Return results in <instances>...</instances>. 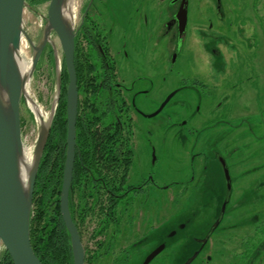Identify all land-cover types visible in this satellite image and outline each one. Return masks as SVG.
I'll list each match as a JSON object with an SVG mask.
<instances>
[{"label": "flooded vegetation", "instance_id": "flooded-vegetation-1", "mask_svg": "<svg viewBox=\"0 0 264 264\" xmlns=\"http://www.w3.org/2000/svg\"><path fill=\"white\" fill-rule=\"evenodd\" d=\"M26 2L35 10L47 4L49 9L50 4V0ZM184 9L186 24L181 26L179 17ZM251 9L264 13V0H76L72 34L78 117L69 210L83 244L85 264H145L159 248L160 253L148 264H171L165 253L170 251V240L177 231H171L170 210L175 200L170 192L202 194L203 200L194 202L201 209L206 208L205 201L219 198L221 191L224 196L221 204V198L217 200L214 222L203 237L192 238L194 249L190 255L184 253L182 264L194 256L190 264H264L263 212L260 226L256 224L251 234H235L231 227H224L226 233L217 232L231 201L230 194L222 212L228 192L225 173L227 170L231 178V171L227 160L230 151L225 157L219 145L232 139L236 129L233 111L239 107L248 109L244 99L248 91L258 92L256 97L262 91V74L252 64H260L258 52L264 56V23L260 19L255 29L247 28V12ZM193 12L209 17L208 28H188ZM52 35L59 42L56 33ZM172 44L176 45L175 51H171ZM186 46L200 47L205 56H210L209 77H181L158 109L146 113L138 100L141 96L152 100L153 60L158 48L164 47L168 68H172ZM253 80L258 81L257 85H252ZM180 94H185V100L177 106L187 112L190 123L197 122L200 116L205 119L198 128H187L184 120L170 121L165 126V179L161 180L157 175L161 161L151 140L153 134L147 129L146 136L139 137L144 131L139 120L162 114ZM257 101L261 102L259 98ZM79 125L91 130V136H83L81 131L78 136ZM219 128L228 129L223 131L228 136L220 138ZM211 131L216 134L203 140V150L193 153L188 164L186 151L179 162L171 161L169 138L181 150H186V144L192 141L194 150L200 140L196 135ZM156 192L166 195L160 202L164 209L162 226L156 223ZM205 193L209 200H204ZM218 220L220 223L214 228ZM177 227L182 230L186 224ZM215 234L217 242L209 254L205 249Z\"/></svg>", "mask_w": 264, "mask_h": 264}, {"label": "rangeland", "instance_id": "rangeland-1", "mask_svg": "<svg viewBox=\"0 0 264 264\" xmlns=\"http://www.w3.org/2000/svg\"><path fill=\"white\" fill-rule=\"evenodd\" d=\"M80 1L83 3L84 0ZM75 2L76 0L74 1V12ZM47 12L48 4L40 6L36 10L31 9L28 4L25 8L24 30L35 46L39 45L43 40V34L47 24ZM193 13L189 17L188 28H198L200 25H203V27L199 28H208L209 17L204 13L200 15ZM247 15L250 19L249 27L247 28H251V30L260 25V19H263L264 23V13L259 12L258 9L257 11L251 9L247 12ZM80 19L81 12L79 13L78 21H80ZM51 36V48L52 44H54L57 61L54 59L53 50L48 46L50 44L47 43L32 78L29 81L30 83L27 85V93L33 99V102L41 108L46 122L49 121L53 111L57 96V72L58 69H61L63 62L61 46L57 38H55L54 35ZM190 43L193 45V40H191ZM47 48L52 50L53 61L50 60V51L49 49L47 50ZM159 48L157 50V55L153 60L155 63V76L152 100L150 98H144L143 96L138 100V105L146 113H152L158 109L160 103L167 96L168 92L175 88L176 81L180 80L181 77H199L207 79L211 73L210 66L212 61L210 60V56L208 54L205 56L200 47L191 46L189 48L186 46L179 60L172 68H168L167 65L168 53H165L164 47L161 48V50H159ZM175 50L176 45L172 44L171 51ZM258 53L260 54V59L258 60V63L260 62V64H257V66L255 64L252 65L256 67L255 69H258L260 74H262V80L260 81L262 91L257 97L256 95L259 94L258 92H254L253 90L248 91L247 96L244 98L245 101H247L248 109L243 110V108L239 107V109L233 111L236 115L233 122L236 129L231 134L232 139L229 143L225 140L219 145L220 149L222 148L221 150L223 151L220 152L223 153L225 157H227L228 149L230 151V157L228 156L227 160L232 179L231 201L227 207V215L222 227L217 230L219 233H226L227 229H224V227H231L232 232L235 234L245 232L251 234L254 232L253 229L257 226L256 224L260 226L261 220L259 216L262 212L264 213V56L261 51ZM20 54L27 59L29 63H32L33 50L25 36H23L21 43ZM253 76L251 77L252 79ZM257 83L258 81L256 80L252 81L253 86L257 85ZM144 87L146 88L147 85ZM258 98L261 100L260 103L257 101ZM183 100H185V94H180L174 98L162 114L155 118H151L150 120H139V123L144 126V131L139 134V137H145V131L147 129L151 130L153 134L151 140L158 149L157 154L161 161L158 164L157 174L160 175L161 180L165 179L163 170L164 166H162L165 152V143L163 142L165 126H167L170 121L179 122L184 120L187 121V128H190V126H196V128H198L205 119L203 116H200L196 119L198 120L197 122L194 121L191 124L189 116L187 117L186 115L187 112H184L177 106V103ZM148 101H150V103ZM237 104H240V102H237ZM260 104H262V106H260ZM21 124L24 151L28 150L29 159H32L40 128L39 122L26 99L21 103ZM239 126L240 129H238ZM224 130L225 128H219L218 136L220 138L228 136L227 133L225 134V132H223ZM226 130L228 131V129ZM212 133H214V131L202 134L199 132L198 135H196V137L200 139L199 144L194 150L192 141L186 144V150H181L180 146L175 144L169 138L167 144L169 145L171 161L176 160V162H179V158L184 157L183 152L186 151L185 163L188 164L193 153L197 154L199 151L203 150L202 148L205 145V141L203 140L206 137L211 136L210 134ZM214 134H216V132ZM210 147H212V145H210ZM213 147H215V145H213ZM209 149L206 148L207 151ZM172 168H174L173 163ZM173 170L171 171V174L174 175L175 172ZM220 183L221 181L219 179V184ZM207 195V193L204 194V200H209ZM170 196L175 200L172 203L170 210L171 231L176 230L177 233L170 240V251L165 254L170 256L171 264H182L185 257L184 253L190 255L194 249L195 244L192 242V238L203 237L214 222L215 213L217 211V200L221 198L218 200L219 204H221L220 201L222 202L224 194L221 191L218 195L219 198H216L213 201L210 198L211 201H205L207 203L206 208L201 209L194 203L196 200H203L202 194H199L198 192H193L186 196L181 193L170 192ZM155 198L157 205L156 223L157 225L161 224L160 226H162L164 209L162 206L160 208V202L162 204L166 195L163 192H156ZM184 201L186 202L184 203ZM178 202L180 203L177 205ZM180 223L186 224V227L182 230L177 227ZM162 229L164 228L162 227L160 230ZM166 232L169 233V230ZM217 238L218 235L215 234L208 242L205 250H207L209 254H211V250L215 248Z\"/></svg>", "mask_w": 264, "mask_h": 264}, {"label": "water", "instance_id": "water-1", "mask_svg": "<svg viewBox=\"0 0 264 264\" xmlns=\"http://www.w3.org/2000/svg\"><path fill=\"white\" fill-rule=\"evenodd\" d=\"M68 0H50L47 24L42 42L35 46L24 30V12L26 0H0V259L7 252L13 264H43L35 254L30 236V224L33 210L35 183L40 163L50 137L53 121L62 94V71L57 72V96L53 111L48 122L42 116L38 119L39 135L35 145L31 170L26 185L20 177V161L26 159L21 124V103L27 100L26 82L18 73V59L23 36H25L33 50V60L29 74V81L40 61L47 43H51V35L56 33L63 61L68 74L66 91V159L63 173V184L60 197V213L64 225L69 233L74 264H85V252L79 232L72 220L69 210V192L73 177L76 126L78 117V89L74 65V37L63 19V8ZM181 26L186 24V10L180 14ZM54 59L57 61L55 46L52 44ZM63 64V62H62ZM29 83V82H28ZM170 97L167 101H169ZM166 104V103H165ZM164 105L161 107V109ZM156 112L151 117L156 116ZM228 182L225 207L230 199L231 178L226 170ZM220 220L214 224L218 226ZM162 248L157 249L145 262L148 264ZM195 259L192 257L186 264Z\"/></svg>", "mask_w": 264, "mask_h": 264}, {"label": "trees", "instance_id": "trees-1", "mask_svg": "<svg viewBox=\"0 0 264 264\" xmlns=\"http://www.w3.org/2000/svg\"><path fill=\"white\" fill-rule=\"evenodd\" d=\"M50 60L53 61L52 50ZM62 65L61 99L36 178L30 224L31 244L43 264H74L71 240L62 220L59 201L66 151L69 81L64 61ZM80 131L83 136H91V130L84 126L79 125L78 136ZM0 264H13L7 252L2 254Z\"/></svg>", "mask_w": 264, "mask_h": 264}, {"label": "bare ground", "instance_id": "bare-ground-1", "mask_svg": "<svg viewBox=\"0 0 264 264\" xmlns=\"http://www.w3.org/2000/svg\"><path fill=\"white\" fill-rule=\"evenodd\" d=\"M74 1L75 0H68L66 5L63 8V19L66 22L67 26L69 27V30L73 28V24H74V20H73ZM17 67H18L19 76H21L22 80H24L26 82V87H27L28 82H29L31 63H29V61L27 59H25L23 56L19 55ZM26 96L28 98V103L30 104L31 109L35 112L38 119H41V117L43 116V112H42L41 108L38 107L37 104H35L33 102V99L30 97V95L28 93ZM25 155H26V159L23 158V160L20 161L19 167H20L21 180L26 185L27 179H28V174L31 170V165H30L31 161L29 159L28 150L25 151Z\"/></svg>", "mask_w": 264, "mask_h": 264}]
</instances>
